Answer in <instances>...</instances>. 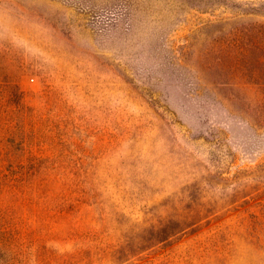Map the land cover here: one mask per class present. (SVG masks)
Returning <instances> with one entry per match:
<instances>
[{"label":"rangeland","instance_id":"374dc122","mask_svg":"<svg viewBox=\"0 0 264 264\" xmlns=\"http://www.w3.org/2000/svg\"><path fill=\"white\" fill-rule=\"evenodd\" d=\"M0 264H264V0H0Z\"/></svg>","mask_w":264,"mask_h":264}]
</instances>
